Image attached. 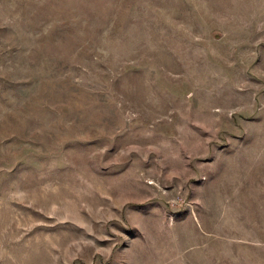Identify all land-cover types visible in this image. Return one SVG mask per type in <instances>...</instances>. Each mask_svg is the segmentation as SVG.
<instances>
[{"label": "rangeland", "instance_id": "374dc122", "mask_svg": "<svg viewBox=\"0 0 264 264\" xmlns=\"http://www.w3.org/2000/svg\"><path fill=\"white\" fill-rule=\"evenodd\" d=\"M0 264H264V0H0Z\"/></svg>", "mask_w": 264, "mask_h": 264}]
</instances>
